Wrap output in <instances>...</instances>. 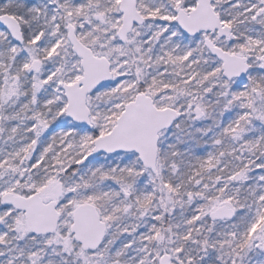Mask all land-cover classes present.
Masks as SVG:
<instances>
[{"label": "snow or ice", "instance_id": "1", "mask_svg": "<svg viewBox=\"0 0 264 264\" xmlns=\"http://www.w3.org/2000/svg\"><path fill=\"white\" fill-rule=\"evenodd\" d=\"M0 264H264V0H0Z\"/></svg>", "mask_w": 264, "mask_h": 264}]
</instances>
